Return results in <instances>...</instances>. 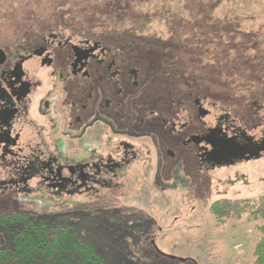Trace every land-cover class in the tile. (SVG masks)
I'll use <instances>...</instances> for the list:
<instances>
[{
  "label": "rangeland",
  "instance_id": "374dc122",
  "mask_svg": "<svg viewBox=\"0 0 264 264\" xmlns=\"http://www.w3.org/2000/svg\"><path fill=\"white\" fill-rule=\"evenodd\" d=\"M52 34L76 45L102 41L139 71L147 92L139 91L129 107L135 132L168 137L148 126V118H156L153 111L168 118L179 113L182 126L190 114L198 116L189 102L172 108L175 91L167 75L175 65L187 77L197 76L194 91L202 89L204 114L192 118L193 133L227 115L238 126L253 124L251 115L264 105V0H0V35L9 42L36 45ZM188 81H179L183 95ZM148 135L118 137L91 153L93 161L111 157L121 166L112 182L74 192L35 184L7 187L0 191V214L25 212L74 228L110 264H193L165 255L193 257L199 264H253L261 236L256 224L221 223L209 208L222 197L264 195V158L208 173L197 162L192 167L190 148L173 145L177 156L169 158L167 139L159 147ZM76 142L70 153L56 155L80 161ZM125 142L134 148L126 149ZM7 241L0 233V247Z\"/></svg>",
  "mask_w": 264,
  "mask_h": 264
},
{
  "label": "flooded vegetation",
  "instance_id": "af4514ba",
  "mask_svg": "<svg viewBox=\"0 0 264 264\" xmlns=\"http://www.w3.org/2000/svg\"><path fill=\"white\" fill-rule=\"evenodd\" d=\"M48 37L23 46L0 35V191L35 184L74 192L112 182L121 166L111 157L93 161L91 153L118 137L149 134L147 138L153 136L159 147L166 138L171 148L164 154L169 158H176L174 146L179 143L190 148L192 167L197 162L199 170L208 173L264 158L263 104L253 113V124L238 126L227 115L215 127L193 133L197 125L192 118L204 114L196 99L193 107L199 114H190L183 126L177 123L179 113L168 118L153 111L150 117L156 118H148V126H158L168 137L153 130L135 132L129 107L140 92L141 96L147 92L139 71L102 41L82 40L76 45L58 34ZM76 141L80 161L56 155L58 150L68 154L76 149ZM124 146L134 148L127 142Z\"/></svg>",
  "mask_w": 264,
  "mask_h": 264
},
{
  "label": "trees",
  "instance_id": "16d2710c",
  "mask_svg": "<svg viewBox=\"0 0 264 264\" xmlns=\"http://www.w3.org/2000/svg\"><path fill=\"white\" fill-rule=\"evenodd\" d=\"M185 73L186 70L177 65L168 71L167 81L175 91L171 95L172 108L180 109L187 102L193 104L196 99L202 100V89H192L193 83H198L197 76L187 77ZM183 80H189L185 96L179 85ZM209 210L221 223L256 224L261 236L256 240L253 264H264V195L254 198L222 197L214 201ZM0 230L9 239L0 247V264H110L97 244L84 239L78 230L53 224L39 216L25 212L0 214ZM165 256L181 263L199 264L193 257Z\"/></svg>",
  "mask_w": 264,
  "mask_h": 264
},
{
  "label": "built area",
  "instance_id": "2783aa9c",
  "mask_svg": "<svg viewBox=\"0 0 264 264\" xmlns=\"http://www.w3.org/2000/svg\"><path fill=\"white\" fill-rule=\"evenodd\" d=\"M240 248H241V245L236 246V249H240Z\"/></svg>",
  "mask_w": 264,
  "mask_h": 264
}]
</instances>
